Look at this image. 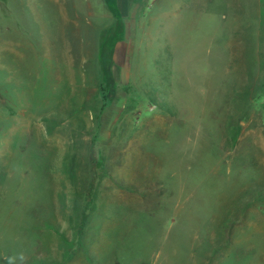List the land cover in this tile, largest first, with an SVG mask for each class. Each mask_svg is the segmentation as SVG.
I'll use <instances>...</instances> for the list:
<instances>
[{"label": "rangeland", "instance_id": "374dc122", "mask_svg": "<svg viewBox=\"0 0 264 264\" xmlns=\"http://www.w3.org/2000/svg\"><path fill=\"white\" fill-rule=\"evenodd\" d=\"M24 1L0 16V264H59L87 190L64 264H264V0Z\"/></svg>", "mask_w": 264, "mask_h": 264}, {"label": "trees", "instance_id": "16d2710c", "mask_svg": "<svg viewBox=\"0 0 264 264\" xmlns=\"http://www.w3.org/2000/svg\"><path fill=\"white\" fill-rule=\"evenodd\" d=\"M161 110L168 112V107L166 104L158 106ZM240 127L238 122L234 120L232 114H228L226 117V125H225V147L229 150L233 149L236 145L237 138L239 135ZM85 205L80 207L78 204L74 208L75 214V228H74V240L68 241L65 240V251L63 253L62 260L59 264H64L72 260L73 256L78 247H83L82 238L84 235V231L89 222V218L91 216V212L94 211V200L90 196V191L87 190L85 194ZM237 221L232 219H226L222 223V228L226 227L228 234L231 232V227ZM221 228V229H222ZM46 264V263H41Z\"/></svg>", "mask_w": 264, "mask_h": 264}, {"label": "crops", "instance_id": "0c3cea01", "mask_svg": "<svg viewBox=\"0 0 264 264\" xmlns=\"http://www.w3.org/2000/svg\"><path fill=\"white\" fill-rule=\"evenodd\" d=\"M16 1H21L22 4L19 6L15 5ZM75 0H35L39 8H45L47 13L55 15H66L74 12ZM19 8L33 9L30 1L25 2L24 0H0V11L1 15H11L15 14L14 11H18ZM14 9V10H13Z\"/></svg>", "mask_w": 264, "mask_h": 264}, {"label": "clouds", "instance_id": "9594fccd", "mask_svg": "<svg viewBox=\"0 0 264 264\" xmlns=\"http://www.w3.org/2000/svg\"><path fill=\"white\" fill-rule=\"evenodd\" d=\"M21 259H23V257H21Z\"/></svg>", "mask_w": 264, "mask_h": 264}]
</instances>
